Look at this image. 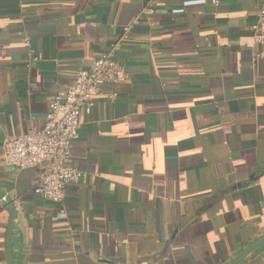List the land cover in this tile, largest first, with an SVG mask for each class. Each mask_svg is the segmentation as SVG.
Masks as SVG:
<instances>
[{
    "label": "crops",
    "instance_id": "obj_1",
    "mask_svg": "<svg viewBox=\"0 0 264 264\" xmlns=\"http://www.w3.org/2000/svg\"><path fill=\"white\" fill-rule=\"evenodd\" d=\"M262 7L0 0L14 264H229L264 234V61L252 30ZM114 46L127 82L104 85L83 114L71 162L84 178L59 208L33 192L42 171L9 165L4 145L43 128L53 96ZM9 222L0 201V264ZM241 264H264V245Z\"/></svg>",
    "mask_w": 264,
    "mask_h": 264
},
{
    "label": "built area",
    "instance_id": "obj_2",
    "mask_svg": "<svg viewBox=\"0 0 264 264\" xmlns=\"http://www.w3.org/2000/svg\"><path fill=\"white\" fill-rule=\"evenodd\" d=\"M209 1L214 6L221 4V0ZM145 11L155 12L152 7ZM131 28L125 31L130 32ZM252 30L259 45L256 58L264 61V7L259 10ZM117 47L94 60L88 69L80 70L71 87L53 96L43 128L13 137L4 145L9 165L42 171L33 192L59 208L64 207L65 189L79 185L84 178L71 162L73 144L80 137L83 114L93 111L104 85L127 82L125 69L116 59ZM31 61L36 62L38 58L32 54Z\"/></svg>",
    "mask_w": 264,
    "mask_h": 264
},
{
    "label": "water",
    "instance_id": "obj_3",
    "mask_svg": "<svg viewBox=\"0 0 264 264\" xmlns=\"http://www.w3.org/2000/svg\"><path fill=\"white\" fill-rule=\"evenodd\" d=\"M0 201L2 206L10 214V222L7 230L6 238V256L7 264H14V252H13V233L16 226V220L18 218V210L15 200L9 196L5 191L0 189ZM264 245V234L256 238L249 246L244 248L235 258L231 260L229 264H241L247 257H249L253 252Z\"/></svg>",
    "mask_w": 264,
    "mask_h": 264
}]
</instances>
